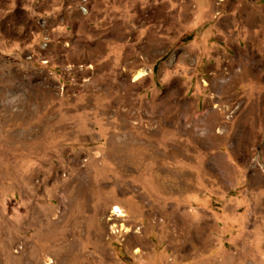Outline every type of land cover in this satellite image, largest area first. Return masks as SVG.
<instances>
[{"label": "rangeland", "instance_id": "1", "mask_svg": "<svg viewBox=\"0 0 264 264\" xmlns=\"http://www.w3.org/2000/svg\"><path fill=\"white\" fill-rule=\"evenodd\" d=\"M0 264H264V0H0Z\"/></svg>", "mask_w": 264, "mask_h": 264}]
</instances>
